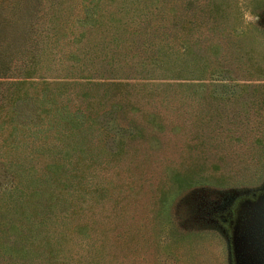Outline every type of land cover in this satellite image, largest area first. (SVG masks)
<instances>
[{"label":"rangeland","instance_id":"374dc122","mask_svg":"<svg viewBox=\"0 0 264 264\" xmlns=\"http://www.w3.org/2000/svg\"><path fill=\"white\" fill-rule=\"evenodd\" d=\"M251 3L219 18L184 0L69 2L36 72L3 94L0 264H231L211 212L264 184ZM177 58L180 76L161 63Z\"/></svg>","mask_w":264,"mask_h":264},{"label":"trees","instance_id":"16d2710c","mask_svg":"<svg viewBox=\"0 0 264 264\" xmlns=\"http://www.w3.org/2000/svg\"><path fill=\"white\" fill-rule=\"evenodd\" d=\"M71 1L73 0H0V87L3 83L6 85L5 90L0 91V112L3 107V100L6 98L3 94L17 92L40 66L41 60L47 52L45 45L47 39L44 38L49 37L50 39L53 31L65 24L62 19V12L64 15V10ZM225 1L184 0L183 6L188 10L193 9L189 11L192 16L197 13L200 17H206L209 14V16L215 15L220 18L224 11V5H227ZM251 1L252 11L258 10V8L260 10L264 9V0ZM168 11L172 12L170 8ZM195 11L197 12L194 13ZM169 17L171 19L175 18L176 21V13L169 14ZM187 18L188 16L184 15L183 19H186V22H188ZM74 21L77 23L78 18L76 17ZM181 51L182 55L187 54L185 46L182 47ZM156 52L158 54L159 50L157 49ZM177 60L176 62L172 61V63L166 60L163 62L162 60L161 63H164L167 67L172 66L173 72L177 74L175 76H180L179 74L188 72V63L183 61L182 58H177ZM12 114L13 111H11ZM0 121L2 124L11 121L10 115L6 121H3L0 117ZM0 165L3 168L2 162ZM0 177L4 179V185L0 184V190L2 186L5 188L10 187L8 185L12 184L14 176L8 170L3 169ZM49 205L48 203L46 207H49ZM16 208L18 207L16 206ZM12 225V223L8 224L10 228L13 227ZM22 230L21 226L16 230L17 235L20 237H24L29 233V228L24 229L25 231ZM15 250H17V247Z\"/></svg>","mask_w":264,"mask_h":264},{"label":"flooded vegetation","instance_id":"af4514ba","mask_svg":"<svg viewBox=\"0 0 264 264\" xmlns=\"http://www.w3.org/2000/svg\"><path fill=\"white\" fill-rule=\"evenodd\" d=\"M264 184L252 199L241 201L235 208L214 209L212 219L224 234L231 264H264ZM215 217V218H214Z\"/></svg>","mask_w":264,"mask_h":264},{"label":"water","instance_id":"95a60500","mask_svg":"<svg viewBox=\"0 0 264 264\" xmlns=\"http://www.w3.org/2000/svg\"><path fill=\"white\" fill-rule=\"evenodd\" d=\"M262 186H263V185H262ZM262 186H261V187H262ZM263 196H264V193H263Z\"/></svg>","mask_w":264,"mask_h":264}]
</instances>
